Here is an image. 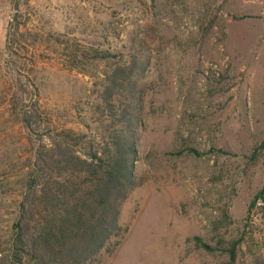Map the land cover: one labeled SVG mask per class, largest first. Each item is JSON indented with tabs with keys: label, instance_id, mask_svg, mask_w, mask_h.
<instances>
[{
	"label": "rangeland",
	"instance_id": "obj_1",
	"mask_svg": "<svg viewBox=\"0 0 264 264\" xmlns=\"http://www.w3.org/2000/svg\"><path fill=\"white\" fill-rule=\"evenodd\" d=\"M14 4L26 30L8 50ZM50 36L113 57L78 72ZM132 57L135 186L85 264H264V200L247 211L264 189V0H0V252L39 138L100 140L102 78Z\"/></svg>",
	"mask_w": 264,
	"mask_h": 264
},
{
	"label": "trees",
	"instance_id": "obj_2",
	"mask_svg": "<svg viewBox=\"0 0 264 264\" xmlns=\"http://www.w3.org/2000/svg\"><path fill=\"white\" fill-rule=\"evenodd\" d=\"M13 11L8 50L16 47L21 29L26 30L16 4ZM50 37L64 51L66 66L78 72L113 57L105 50ZM143 69L132 57L129 62H115L104 74L95 105L103 113L100 140L57 128L39 138L0 264H85L117 234L119 206L135 186V133L140 126L135 87ZM22 121L27 122L25 114ZM263 193L264 189L253 196L247 211ZM228 255L232 261L233 246Z\"/></svg>",
	"mask_w": 264,
	"mask_h": 264
},
{
	"label": "built area",
	"instance_id": "obj_3",
	"mask_svg": "<svg viewBox=\"0 0 264 264\" xmlns=\"http://www.w3.org/2000/svg\"><path fill=\"white\" fill-rule=\"evenodd\" d=\"M262 200H264V197L263 198H258L255 202L256 205H261L262 204Z\"/></svg>",
	"mask_w": 264,
	"mask_h": 264
}]
</instances>
